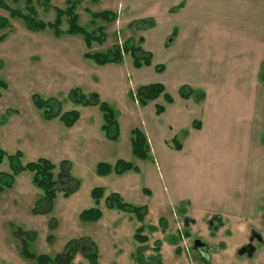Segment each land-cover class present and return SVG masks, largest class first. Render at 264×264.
Masks as SVG:
<instances>
[{
  "label": "rangeland",
  "instance_id": "374dc122",
  "mask_svg": "<svg viewBox=\"0 0 264 264\" xmlns=\"http://www.w3.org/2000/svg\"><path fill=\"white\" fill-rule=\"evenodd\" d=\"M66 1L50 0L48 10L34 1L36 18L44 22H53L56 16L55 8L65 7ZM109 1L81 0L76 6L80 25L88 31L96 26H102L106 35L102 44L92 41L88 45L85 44L81 34L65 32L69 27L65 16L62 17L60 24L62 34L58 38L54 36L53 30L49 27L35 32L27 30L20 19L9 16V12L0 7V16L9 20V26L0 29V35H5L0 40V81H4L7 85L6 88L0 86V147L7 154L16 152L9 149L4 141L15 118L25 115L26 111H30L31 108H36L31 99L32 94H36L41 99L55 101L56 104L50 102L48 107L55 110L58 106L62 112L77 110V103L68 98L69 91L75 88L87 99L107 104L114 114L118 135L116 138H109L104 130L99 132L103 137L102 140L108 139L116 142L113 145L100 144L93 150V154L96 155L108 147L115 151L125 139H129L130 130L133 128L147 130V116L154 115L153 105L158 100H151L143 107L134 99L136 89L134 84H137L134 79L135 72H130V74L126 69L132 63L130 55L124 56L122 64L119 65L121 69L117 66L118 72L110 71L109 68H98L92 59L83 55L105 52L114 43H123L129 37L138 39L141 35L143 38L139 45L142 49L146 47L147 50H151L155 63L160 65L159 36L167 30L165 21L159 13L160 2L159 0H146V2L119 0V4L116 3L118 4L116 13L119 16L114 21L110 23L102 20L91 21L86 10L99 12L102 9L116 8L112 0L111 3ZM4 3L9 8L25 11L23 0L18 3L4 0ZM174 9L177 10V7ZM130 13L133 14L130 15ZM134 14L138 18L132 20L130 26H121L122 19L128 18L129 15L135 18ZM142 14H149V16L145 17ZM122 16L125 17L122 18ZM173 36L175 33L171 34L168 41L172 40ZM48 56L53 57V63L47 62ZM85 65L92 69H88V72L83 71L82 68ZM133 69L132 66L130 71ZM260 77L263 81L264 66ZM107 82H114L118 85L121 97L109 94V89L105 87ZM161 103L164 104L163 101ZM18 126L26 130L32 127L27 120L23 119L20 120ZM161 129L163 130V127ZM150 134L152 140L154 136L160 135L158 132ZM183 135L184 133H180L177 139L181 141ZM23 142L21 139L15 144L21 149L17 151L21 152L20 162L22 164L44 156L54 163L55 175L62 171L58 177L59 191L53 200L51 209L44 211V206L40 203L38 212H33V208L37 205L36 201L41 196V190L31 182L30 171L22 170L14 177L11 187L0 191V264H35L20 255L19 238L21 236L26 241L27 250L36 254L45 253L54 256L63 250L68 241H77L88 234L92 239L99 238L98 257L95 264H200L197 258L194 259V255H197L195 252H186L183 245L182 247L177 246L181 245L182 239L179 238V232L176 233L174 230L177 226L176 220L165 205L167 191L164 189L161 172V165L166 166L164 157L161 156L159 159L154 157L155 160H151V155L146 159H139L133 155L125 161L131 162L136 168L122 174H116L113 171L115 163L113 159L110 158L109 163L100 161L111 166L110 173L102 177L96 171H91L93 167L76 166L68 159L58 160L55 155L44 151L31 153L24 148ZM76 146V151H71L68 156L76 161L88 163L92 156L83 152L85 146L81 142L76 143ZM95 158L97 157H93ZM65 162L66 164L63 165ZM68 166H70L69 171ZM0 171H9L7 156L0 163ZM69 175L73 178L70 179ZM241 177L244 180L243 172L239 176L235 193H231L234 195V202L241 201L244 197L243 189L240 190V187H244L240 182ZM231 184L232 180L229 181V186ZM95 187H101L104 190V196L98 203L91 196V190ZM65 189L70 192L64 194ZM112 193L118 194L122 201L128 204L136 207L144 206L145 212L141 221L136 213L135 215L105 207L104 198ZM225 197L228 198V192L225 193ZM224 204L223 202L222 208ZM262 204L264 206V201ZM258 206L260 210L261 205ZM92 207L101 210V217L96 220L97 222L81 220L80 212ZM199 208L205 209V206ZM210 213L204 214L202 211L194 210L195 223L182 228L184 235L190 241L195 235L203 236L202 233L206 231L208 214L210 217L213 216L210 220L218 221L215 230H222L216 231L217 235L215 234L210 239L217 250L207 251L206 264H264V224L260 217L240 218L237 215L231 218ZM122 214L129 215V220L133 222L124 224L122 219L118 218L123 216ZM115 218L118 219L115 220ZM138 226L142 227V235L146 237L143 242L134 238ZM105 227L107 231L102 234L101 229ZM24 231L34 232V238L27 237V234H23ZM251 231L258 233L260 240L254 239L252 242L254 251L249 255L243 253L241 249L248 241ZM83 242V240L78 242L80 247L75 252V264H91L84 255L86 250L82 245Z\"/></svg>",
  "mask_w": 264,
  "mask_h": 264
},
{
  "label": "crops",
  "instance_id": "0c3cea01",
  "mask_svg": "<svg viewBox=\"0 0 264 264\" xmlns=\"http://www.w3.org/2000/svg\"><path fill=\"white\" fill-rule=\"evenodd\" d=\"M112 2L116 8L110 10L116 13L119 0ZM159 2V13L167 27L159 36L162 70L155 69L158 64L146 47L143 50L152 54L151 64L133 67L130 71L131 63L126 69L129 73L135 72V88L161 83L172 97L171 103H166L162 97L155 99L158 102L153 105L154 115L147 116V130L141 129L150 146L149 158L151 155V160L161 156L165 159L166 166L161 165L164 189L167 191L164 203L172 212L176 225L183 217L189 219V225H193L196 221L194 210L231 218L237 215L240 218L260 217L262 220L264 80H261L260 72L264 66V0ZM174 7L177 10H173ZM130 15L121 20V26H130L132 20L138 18L136 14L135 18ZM143 16L148 17L149 14ZM172 33L175 36L168 41ZM52 58L48 56L47 62L53 63ZM121 64L107 63L98 65V68L117 71V66ZM88 69L92 68L88 65L82 68L85 72ZM183 85L200 92L201 97H181L179 88ZM105 87L109 89V94L121 97L116 83L107 82ZM157 103L165 107L159 115L155 113ZM77 105L79 118L71 127L64 126L59 117L47 120L43 118L41 109L29 106L30 111L15 118L4 139L6 145L12 151L21 150L15 144L23 139L24 148L31 153L44 151L55 155L58 160L68 159L76 166L93 167L91 171H96L95 166L100 161L108 162L111 158L115 162L133 156L130 136L115 151L108 147L98 155L93 154L94 148L100 144L113 145L116 141L102 140L99 134L103 130L104 119L98 104ZM21 119L27 120L32 127L26 130L18 126ZM195 123L197 127L193 126ZM151 132L160 135L152 140ZM180 133H184L181 141L177 139ZM79 142L85 146L83 152L92 156L88 163L68 156L71 151H76V143ZM241 172L245 176L240 181L244 185L240 187L244 197L234 202L231 193L237 189ZM230 180L232 184L229 186ZM226 192L228 198L225 197ZM259 204L262 207L260 210ZM200 206H205V209ZM122 215L118 218L124 224L133 222L129 220V215ZM106 231L107 227L101 229L102 234ZM207 232L208 227L202 234ZM86 237L95 243L98 250L99 238L92 239L89 234Z\"/></svg>",
  "mask_w": 264,
  "mask_h": 264
},
{
  "label": "trees",
  "instance_id": "16d2710c",
  "mask_svg": "<svg viewBox=\"0 0 264 264\" xmlns=\"http://www.w3.org/2000/svg\"><path fill=\"white\" fill-rule=\"evenodd\" d=\"M14 3H18L20 0H11ZM36 1L40 5H43L47 10L50 9L49 1L50 0H23L25 3V11L17 10L9 8L4 0H0V7L6 9L9 12V16L13 18L20 19L27 30L35 32L41 31L45 28L49 27L53 30V34L56 37H60L62 34V30L60 29V24L62 21V17L65 16L68 19L69 27L65 31L68 34H81L84 38L85 44L88 45L90 42L94 41L99 44H102L105 41L106 35L104 34V29L102 26H96L93 30H86L84 26L80 25L78 22V13L76 12V6L81 0H67L65 2V7L55 8L56 16L53 22H44L42 20H38L36 18V11L33 6V2ZM91 17V21L102 20L104 22L110 23L116 19V14L111 10H102L99 12H92L90 10H86ZM9 26V20L6 17L0 16V29L7 28ZM5 35H0V40H2ZM142 42L141 37L138 39H133L131 37L125 39L123 43H114L112 44L105 52H96V53H85V56L88 59H92L97 65H104L107 63H121L123 61L124 56L130 55L132 59V65L134 68H139L141 66H148L151 64L152 56L150 52H147L142 49L139 43ZM155 69L157 71H161L162 67L160 65H156ZM6 88V84L4 81H0V86ZM179 95L183 98H188L190 96H194L196 99L201 97L200 92L194 91L189 86H181L179 88ZM134 99L138 104L144 106L147 102L151 100H155L158 97H162L166 103L172 102V97L165 91V87L161 83H151L146 85L138 86L133 95ZM68 98H70L73 102L77 104H98L99 109L103 113L104 123L102 125V129L105 131L107 137L116 138L118 135L117 131V123L114 117L113 112L109 108L107 104L104 102L99 103L98 101H92L87 99L82 93L78 92V89H71L68 93ZM31 99L33 104L42 110L43 118L51 119L54 117H59L61 122L66 127H71L79 118V111L76 109H72L69 111L62 112L61 109L57 106L54 110L53 108H49L48 104L50 102H54L51 99H41L36 94L31 95ZM164 105L156 104L155 105V113L157 115L161 114L164 111ZM193 126L197 127V124H193ZM130 142H131V150L135 157L139 159H146L150 154V146L147 140L145 133L139 128H133L130 130ZM176 148H179V145H175ZM7 156L9 162V171L1 172L0 171V191L5 188H9L12 186L14 182V177L19 174L22 170H28L31 172V182L37 188L41 190V196L37 199L35 207L33 208V212L39 211V204H43V210L49 211L51 209V205L53 200L59 191L57 188L58 177L62 173L59 171L58 174L55 175L54 168L55 165L53 162L46 158L39 157L36 160L29 161L25 164L20 162L21 152L16 151L12 154H7L0 147V163L3 158ZM66 162L63 164L65 165ZM132 168H136L129 161H125L122 159H118L115 161L113 166V171L116 174H122ZM111 171V166L106 162H99L96 165V173L100 176L107 175ZM70 176V175H69ZM70 179H72L70 177ZM74 180V179H73ZM70 192L69 190H63L64 194ZM91 196L96 203L99 202L104 196V190L101 187H95L91 190ZM105 207L109 209H117L123 212L133 213L138 215V219H142L144 214V206H133L122 201L121 197L112 193L109 196L104 198ZM135 214V215H136ZM80 219L83 221H96L101 217V210L98 208H89L82 210L79 214ZM141 221V220H140ZM262 221L264 223V214L262 217ZM23 234H27V237L34 238V232H26ZM134 238L137 241L143 242L146 240V237L142 235V227L138 226L134 233ZM20 255L27 258L29 261H33L35 264H75V252L79 249L80 244L79 241H84L82 245H84L85 250L84 255L90 261L91 264H95L97 261V246L95 243L86 237H81L79 240H71L68 241L61 252L56 253L54 256H49L45 253H33L26 248V241L21 236L20 238ZM139 253V252H138ZM137 253V254H138ZM136 254V255H137ZM139 257V255H137ZM135 256V258H137Z\"/></svg>",
  "mask_w": 264,
  "mask_h": 264
},
{
  "label": "flooded vegetation",
  "instance_id": "af4514ba",
  "mask_svg": "<svg viewBox=\"0 0 264 264\" xmlns=\"http://www.w3.org/2000/svg\"><path fill=\"white\" fill-rule=\"evenodd\" d=\"M213 217V216H212ZM212 217H210V219H212ZM208 221V225L206 227H208V232L200 235H195L194 237H192L190 239V241H188L187 237L184 235L182 228L184 227H188L190 226V221L187 218H184L180 221L177 222V226H176V233L179 232V238L182 239V243L181 245H177L178 247H183L185 248L186 252H195L194 255V259L197 258L198 262L200 264H206V258L208 257V253L207 251H211V250H217V247L215 246V244L213 245L211 242V238L217 233L215 230L217 225V220H210ZM263 222V221H262ZM264 224V223H263ZM180 225H182L180 227ZM219 226H221L219 224ZM205 238V239H204ZM257 238L258 240H260V236L258 235V233H256L255 231H251L248 241L246 242L245 246L241 249L243 253H247L249 255H251L254 251V248L252 246V242L254 241V239ZM199 240V241H198Z\"/></svg>",
  "mask_w": 264,
  "mask_h": 264
},
{
  "label": "water",
  "instance_id": "95a60500",
  "mask_svg": "<svg viewBox=\"0 0 264 264\" xmlns=\"http://www.w3.org/2000/svg\"><path fill=\"white\" fill-rule=\"evenodd\" d=\"M65 171V170H64ZM199 241V240H198Z\"/></svg>",
  "mask_w": 264,
  "mask_h": 264
}]
</instances>
